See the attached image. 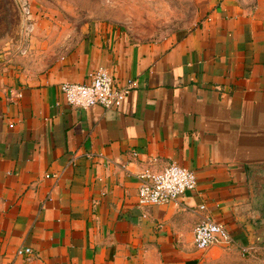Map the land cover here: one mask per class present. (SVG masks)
Returning <instances> with one entry per match:
<instances>
[{"label":"crops","instance_id":"0c3cea01","mask_svg":"<svg viewBox=\"0 0 264 264\" xmlns=\"http://www.w3.org/2000/svg\"><path fill=\"white\" fill-rule=\"evenodd\" d=\"M199 4L184 33L99 26L43 72L0 56V264H202L230 246L264 264V0ZM99 69L130 86L123 107L68 105L61 85ZM171 164L196 190L141 206L139 176ZM208 218L233 244L196 247Z\"/></svg>","mask_w":264,"mask_h":264},{"label":"rangeland","instance_id":"374dc122","mask_svg":"<svg viewBox=\"0 0 264 264\" xmlns=\"http://www.w3.org/2000/svg\"><path fill=\"white\" fill-rule=\"evenodd\" d=\"M200 0H0V56L26 73L49 68L99 26L134 42L184 33L198 23ZM202 264H261L237 246Z\"/></svg>","mask_w":264,"mask_h":264},{"label":"built area","instance_id":"2783aa9c","mask_svg":"<svg viewBox=\"0 0 264 264\" xmlns=\"http://www.w3.org/2000/svg\"><path fill=\"white\" fill-rule=\"evenodd\" d=\"M130 90V86L120 85L105 69L97 70L88 84L61 85L67 104L84 110L95 106L107 110L120 109ZM139 182V204L144 207L178 205L186 193L195 191L198 186L196 174L177 164L156 173L147 171L139 176ZM204 209L202 206L201 210ZM194 240L196 247L202 251L233 244V238L225 226L209 218L196 227ZM18 254L31 256L32 250L21 249Z\"/></svg>","mask_w":264,"mask_h":264},{"label":"water","instance_id":"95a60500","mask_svg":"<svg viewBox=\"0 0 264 264\" xmlns=\"http://www.w3.org/2000/svg\"><path fill=\"white\" fill-rule=\"evenodd\" d=\"M259 231L260 230H258V232ZM263 241H264V236H260V237L254 236V238H253V244H262V243H264Z\"/></svg>","mask_w":264,"mask_h":264}]
</instances>
